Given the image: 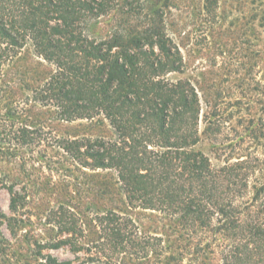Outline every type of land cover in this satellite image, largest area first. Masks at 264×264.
Returning <instances> with one entry per match:
<instances>
[{"label": "rangeland", "instance_id": "1", "mask_svg": "<svg viewBox=\"0 0 264 264\" xmlns=\"http://www.w3.org/2000/svg\"><path fill=\"white\" fill-rule=\"evenodd\" d=\"M115 3L109 14L87 21V34L127 41L161 31L181 65L160 78L196 89L197 148L215 168L244 163L242 184L231 187L235 203L251 207L243 220L264 227V0ZM3 59L0 264H225L230 255L264 264V251H253L243 232L221 231L219 219L192 234L177 215L130 204L116 170L84 167L64 149L74 140H114L109 122L63 120L59 104L42 102L40 89L56 70L31 46ZM109 211L124 219L108 222ZM61 241L67 243L52 248Z\"/></svg>", "mask_w": 264, "mask_h": 264}, {"label": "trees", "instance_id": "2", "mask_svg": "<svg viewBox=\"0 0 264 264\" xmlns=\"http://www.w3.org/2000/svg\"><path fill=\"white\" fill-rule=\"evenodd\" d=\"M117 6L115 0H0V69L6 55L31 46L56 70L40 89L42 102L59 104L63 120L103 116L109 122L114 140H74L64 149L84 167L116 170L130 204L177 215L192 234L219 219L221 231L243 232L253 251H264L263 225L251 217L243 220L251 207L237 205L231 190L242 184L238 177L244 163L212 166L197 148L201 107L196 89L160 78L180 70L170 41L158 30L127 41L121 36L97 41L87 34V21ZM123 219L116 211L107 213L108 222ZM247 261L230 255L225 264ZM50 264L72 262L50 259Z\"/></svg>", "mask_w": 264, "mask_h": 264}]
</instances>
